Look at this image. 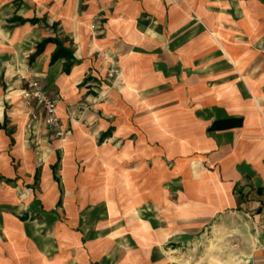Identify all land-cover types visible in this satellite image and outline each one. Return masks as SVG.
Returning a JSON list of instances; mask_svg holds the SVG:
<instances>
[{
    "label": "crops",
    "instance_id": "0c3cea01",
    "mask_svg": "<svg viewBox=\"0 0 264 264\" xmlns=\"http://www.w3.org/2000/svg\"><path fill=\"white\" fill-rule=\"evenodd\" d=\"M5 117L0 264H264V0H0Z\"/></svg>",
    "mask_w": 264,
    "mask_h": 264
},
{
    "label": "built area",
    "instance_id": "2783aa9c",
    "mask_svg": "<svg viewBox=\"0 0 264 264\" xmlns=\"http://www.w3.org/2000/svg\"><path fill=\"white\" fill-rule=\"evenodd\" d=\"M26 83L22 95L26 105L31 108L33 118L37 119L43 114L56 135L63 136L65 130L58 115L59 96L48 92L37 78H29Z\"/></svg>",
    "mask_w": 264,
    "mask_h": 264
},
{
    "label": "trees",
    "instance_id": "16d2710c",
    "mask_svg": "<svg viewBox=\"0 0 264 264\" xmlns=\"http://www.w3.org/2000/svg\"><path fill=\"white\" fill-rule=\"evenodd\" d=\"M10 22H17L19 24H25L27 22H31L33 24H36V23L43 22L45 24V26H47V27L49 26L53 30H56L57 26H58V23H53L51 25L48 24L46 17L45 18H39V17L25 18V17H21V16H14L10 19ZM50 42L56 44V49L53 53L51 62H54L55 60H57L59 58H64L65 62H64L63 71L66 74L70 73L72 67L75 66L74 64H76L78 62V59L75 56V52L72 49V47H68L67 45H65V43L58 36L45 37L40 42H38L37 46H36L37 49L31 55L30 60L33 61L39 54H41L44 51V49L46 48V45ZM0 129H5L6 132L8 133V135H11V130L8 128L7 117H5V120L3 123L0 121ZM110 132L111 131H108L105 134L107 135Z\"/></svg>",
    "mask_w": 264,
    "mask_h": 264
},
{
    "label": "rangeland",
    "instance_id": "374dc122",
    "mask_svg": "<svg viewBox=\"0 0 264 264\" xmlns=\"http://www.w3.org/2000/svg\"><path fill=\"white\" fill-rule=\"evenodd\" d=\"M26 82H25V86H26ZM23 96V95H22ZM37 104L35 103V106H36ZM38 111V110H37ZM39 112V111H38ZM30 117L32 118V119H34V120H36V118H33V116H32V113H31V111H30ZM38 119V118H37Z\"/></svg>",
    "mask_w": 264,
    "mask_h": 264
}]
</instances>
